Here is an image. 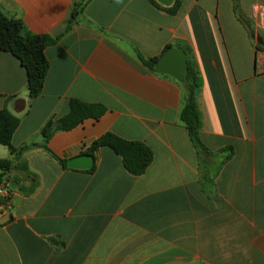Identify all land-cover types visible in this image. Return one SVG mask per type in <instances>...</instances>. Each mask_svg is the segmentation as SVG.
<instances>
[{"label":"crops","instance_id":"1","mask_svg":"<svg viewBox=\"0 0 264 264\" xmlns=\"http://www.w3.org/2000/svg\"><path fill=\"white\" fill-rule=\"evenodd\" d=\"M87 1L0 0L28 32L61 36L45 51L36 98L21 62L0 50V110L19 118L12 145L22 149L0 145V159L13 161L0 264H264V26L255 12L264 0H184L176 14L167 11L175 0ZM168 45L185 50L202 80L205 149L180 119L185 82L139 60ZM71 100L107 110L56 132L48 151L42 129ZM108 132L153 150L145 174L131 175L109 147L93 172L55 157L87 154Z\"/></svg>","mask_w":264,"mask_h":264},{"label":"trees","instance_id":"2","mask_svg":"<svg viewBox=\"0 0 264 264\" xmlns=\"http://www.w3.org/2000/svg\"><path fill=\"white\" fill-rule=\"evenodd\" d=\"M87 2L75 4L71 12L72 19H76L82 13ZM183 2L184 0H175L172 7L167 8V11L171 14H176ZM60 37L48 34L37 35L28 32L21 20L8 17L0 8V50L13 55L21 62L27 74V90L30 98L39 97L43 93L49 70V61L45 51L48 47L58 43ZM171 47V45H168L163 53ZM138 57L146 68L155 72L159 56L146 58L139 55ZM185 86L187 92L180 112V119L188 130L196 149H205L200 138L202 122L197 105V96L202 86V80L195 67L189 61ZM106 110L103 104H87L79 100H71L70 112L66 116L58 120H50L43 127L44 148L50 151L47 143L56 132L71 131L86 119H99L105 114ZM19 123V118L14 116L7 108L0 110V145L8 147L11 153L16 154V156L20 154L22 149L18 150L13 147L12 138ZM102 147H109L119 155L122 158L125 169L133 176L145 174L154 160L153 150L143 142L125 140L112 132H108L94 140L86 149V153L92 155L95 159L93 167L87 171L93 172L96 170V154ZM55 157L65 169H68V161L66 159ZM21 167L25 170L28 168L26 164ZM12 168V160L0 159V185L7 187V183L10 182L8 174ZM49 241L58 249L64 248V243L55 237L49 238Z\"/></svg>","mask_w":264,"mask_h":264},{"label":"water","instance_id":"3","mask_svg":"<svg viewBox=\"0 0 264 264\" xmlns=\"http://www.w3.org/2000/svg\"><path fill=\"white\" fill-rule=\"evenodd\" d=\"M167 4L166 0H159ZM264 26V19H263ZM156 73H165L178 82L184 83L188 74L187 55L183 48H170L166 50L160 57L155 67ZM94 157L90 154H81L67 162L70 169L89 170L94 165Z\"/></svg>","mask_w":264,"mask_h":264},{"label":"built area","instance_id":"4","mask_svg":"<svg viewBox=\"0 0 264 264\" xmlns=\"http://www.w3.org/2000/svg\"><path fill=\"white\" fill-rule=\"evenodd\" d=\"M256 14L258 15L261 23H263V19H264V5L263 6H258L255 9ZM9 190L8 188H6L4 185H0V200H1V208L3 210H7L10 207V199H9Z\"/></svg>","mask_w":264,"mask_h":264}]
</instances>
